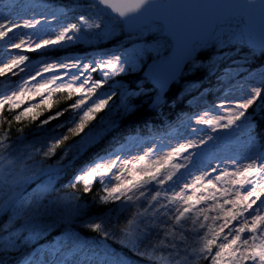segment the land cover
Segmentation results:
<instances>
[{
	"label": "snow or ice",
	"instance_id": "snow-or-ice-1",
	"mask_svg": "<svg viewBox=\"0 0 264 264\" xmlns=\"http://www.w3.org/2000/svg\"><path fill=\"white\" fill-rule=\"evenodd\" d=\"M0 264H264V0H0Z\"/></svg>",
	"mask_w": 264,
	"mask_h": 264
},
{
	"label": "trees",
	"instance_id": "trees-1",
	"mask_svg": "<svg viewBox=\"0 0 264 264\" xmlns=\"http://www.w3.org/2000/svg\"><path fill=\"white\" fill-rule=\"evenodd\" d=\"M52 2L68 3L69 0H52ZM68 15L72 16V13H69ZM82 48L83 47L80 46V50ZM26 54L31 55V53H27V52H26ZM13 79H15V78H13ZM178 88H179V86H177V89ZM182 95L183 94L176 96V101L174 104H169V105L165 106V108L163 109V112L167 116H171L172 118H175V116L179 114V112L181 111V108H182V104L184 103V101L181 99ZM74 99H75V97H72L71 100L66 99V94H63V93L54 94V106H53L52 111H55V110L62 108V107H65L68 103H71L72 101H74ZM46 115H48V113H45V116ZM99 115H100V113H99ZM255 118L258 121L261 120V116L259 114H257V116ZM162 119H164V116H157L156 114H151L150 122H149V125L147 128L144 127L143 120H141L139 127L141 129H143L142 134L151 137L154 133L159 134V132L166 131V129L160 123V121ZM153 124L155 125V127H153ZM157 130H159V132H157ZM93 195H95V188H94Z\"/></svg>",
	"mask_w": 264,
	"mask_h": 264
},
{
	"label": "rangeland",
	"instance_id": "rangeland-1",
	"mask_svg": "<svg viewBox=\"0 0 264 264\" xmlns=\"http://www.w3.org/2000/svg\"><path fill=\"white\" fill-rule=\"evenodd\" d=\"M26 2H27V0H26ZM69 17H71V15H69ZM22 31H27V29H23ZM81 47H83L81 50H87V46L86 45H81ZM97 115H99V113ZM161 139H163V137H161ZM148 146H150V144H145L144 145V147H148ZM132 155H136V153L133 152Z\"/></svg>",
	"mask_w": 264,
	"mask_h": 264
}]
</instances>
